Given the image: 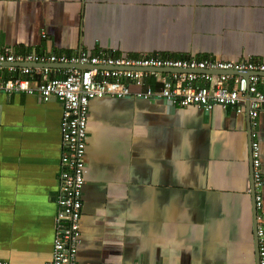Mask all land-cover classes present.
I'll return each mask as SVG.
<instances>
[{
	"label": "crops",
	"instance_id": "obj_1",
	"mask_svg": "<svg viewBox=\"0 0 264 264\" xmlns=\"http://www.w3.org/2000/svg\"><path fill=\"white\" fill-rule=\"evenodd\" d=\"M1 42L15 53L264 62V0H0ZM243 104L238 114L92 100L78 263L256 264L252 143L264 173V112L253 123ZM61 120L56 100L0 94L6 264H52Z\"/></svg>",
	"mask_w": 264,
	"mask_h": 264
},
{
	"label": "built area",
	"instance_id": "obj_2",
	"mask_svg": "<svg viewBox=\"0 0 264 264\" xmlns=\"http://www.w3.org/2000/svg\"><path fill=\"white\" fill-rule=\"evenodd\" d=\"M46 64L78 67L45 68ZM168 69L160 85H145L157 72ZM156 85V84H154ZM138 87L135 89L134 87ZM0 94L37 95L62 106L61 164L53 229L52 264H79L81 218L84 206L88 112L90 102L104 98L166 101L177 108L212 110L224 107L243 114L249 105L253 123L264 112V62L201 58L130 57L86 52L15 53L0 43ZM259 259L264 264V173L260 146L252 143ZM0 264H6L0 259ZM110 264V263H88ZM144 264V263H131Z\"/></svg>",
	"mask_w": 264,
	"mask_h": 264
},
{
	"label": "water",
	"instance_id": "obj_3",
	"mask_svg": "<svg viewBox=\"0 0 264 264\" xmlns=\"http://www.w3.org/2000/svg\"><path fill=\"white\" fill-rule=\"evenodd\" d=\"M55 66H62V67H78V66H72V65H55ZM164 71H170V70H168V69H160V70H157V72H164ZM253 195H254V202H255V189H254V191H253ZM255 211H256V204H255ZM256 218V217H255ZM257 224H258V222H257V220H256V222H255V227L257 228ZM256 234H257V229H256ZM257 247H258V242H257ZM258 262V261H257ZM256 262V263H257Z\"/></svg>",
	"mask_w": 264,
	"mask_h": 264
},
{
	"label": "flooded vegetation",
	"instance_id": "obj_4",
	"mask_svg": "<svg viewBox=\"0 0 264 264\" xmlns=\"http://www.w3.org/2000/svg\"><path fill=\"white\" fill-rule=\"evenodd\" d=\"M202 110H204V109H202Z\"/></svg>",
	"mask_w": 264,
	"mask_h": 264
},
{
	"label": "rangeland",
	"instance_id": "obj_5",
	"mask_svg": "<svg viewBox=\"0 0 264 264\" xmlns=\"http://www.w3.org/2000/svg\"><path fill=\"white\" fill-rule=\"evenodd\" d=\"M136 88V87H135Z\"/></svg>",
	"mask_w": 264,
	"mask_h": 264
}]
</instances>
